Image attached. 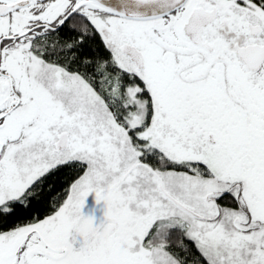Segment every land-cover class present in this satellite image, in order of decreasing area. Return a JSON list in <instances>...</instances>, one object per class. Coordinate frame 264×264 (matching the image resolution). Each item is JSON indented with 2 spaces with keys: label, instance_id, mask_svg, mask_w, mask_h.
I'll use <instances>...</instances> for the list:
<instances>
[{
  "label": "snow or ice",
  "instance_id": "6c2138e0",
  "mask_svg": "<svg viewBox=\"0 0 264 264\" xmlns=\"http://www.w3.org/2000/svg\"><path fill=\"white\" fill-rule=\"evenodd\" d=\"M0 264H264V0H0Z\"/></svg>",
  "mask_w": 264,
  "mask_h": 264
},
{
  "label": "rangeland",
  "instance_id": "374dc122",
  "mask_svg": "<svg viewBox=\"0 0 264 264\" xmlns=\"http://www.w3.org/2000/svg\"><path fill=\"white\" fill-rule=\"evenodd\" d=\"M82 212L85 215L93 216L94 221L99 223L103 217V203H97L94 194H90L85 200V206L82 209ZM77 241H79V238H77ZM74 246H78V243Z\"/></svg>",
  "mask_w": 264,
  "mask_h": 264
},
{
  "label": "trees",
  "instance_id": "16d2710c",
  "mask_svg": "<svg viewBox=\"0 0 264 264\" xmlns=\"http://www.w3.org/2000/svg\"><path fill=\"white\" fill-rule=\"evenodd\" d=\"M62 177H67V179H71V174L65 170L64 172L60 173L59 177L55 181V188L53 194L59 191L62 187L65 186L64 180L61 179Z\"/></svg>",
  "mask_w": 264,
  "mask_h": 264
}]
</instances>
